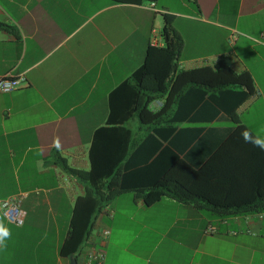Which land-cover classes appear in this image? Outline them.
Instances as JSON below:
<instances>
[{
  "label": "crops",
  "instance_id": "1",
  "mask_svg": "<svg viewBox=\"0 0 264 264\" xmlns=\"http://www.w3.org/2000/svg\"><path fill=\"white\" fill-rule=\"evenodd\" d=\"M164 13L182 38L177 70H197L162 125L127 121L140 141L122 161L124 189L96 214L73 259L95 264L86 260L94 252L100 264H264V211L217 216L168 196L145 204L127 189L150 183L157 171L142 168L160 148L196 168L237 123L264 138V0H0V76L22 78L0 92V198L22 194L25 211L20 226L0 213L11 233L0 264H69L59 246L87 185L72 169L88 170L109 94L142 63L151 36L162 44ZM218 60L246 71L251 92L221 83ZM223 153L242 167L230 170L235 186L264 163L241 134Z\"/></svg>",
  "mask_w": 264,
  "mask_h": 264
},
{
  "label": "trees",
  "instance_id": "2",
  "mask_svg": "<svg viewBox=\"0 0 264 264\" xmlns=\"http://www.w3.org/2000/svg\"><path fill=\"white\" fill-rule=\"evenodd\" d=\"M171 21L169 14H162V44H148L139 67L109 94L108 121L93 133L87 155L88 170L72 169L87 185L84 192L75 198L69 231L59 246L60 256L75 257L96 214L124 189L120 186L122 161L140 141L133 139V131L127 126V121L135 115L140 126L145 125L146 130L162 125L169 113L170 103L176 100L185 84L193 80L197 69L177 70L182 38ZM213 67L221 83L243 85L247 93L251 92V78L246 71L233 72L222 60L216 61ZM155 100L161 103L152 109L149 105ZM244 130L250 131L245 125L237 123L196 168L175 153H166L168 149L164 151L160 148L147 167L142 168L157 171L150 183L127 189L145 204L168 196L217 216L264 211V163L256 178L235 186L237 182H232L235 174H230V170L237 171L242 167L235 163L236 160L233 161L234 166H230L221 156L230 138ZM258 150L264 154V151Z\"/></svg>",
  "mask_w": 264,
  "mask_h": 264
},
{
  "label": "built area",
  "instance_id": "3",
  "mask_svg": "<svg viewBox=\"0 0 264 264\" xmlns=\"http://www.w3.org/2000/svg\"><path fill=\"white\" fill-rule=\"evenodd\" d=\"M152 5V2L149 4ZM150 45H157V38L151 36L149 38ZM22 81L21 77H13L10 74L0 76V92H8L19 86ZM22 194H15L5 198H0V213L3 218L10 224L20 226L24 222L25 211L21 207ZM260 216H262L260 214ZM103 256L100 253L87 252V262L93 261L95 264H100Z\"/></svg>",
  "mask_w": 264,
  "mask_h": 264
},
{
  "label": "clouds",
  "instance_id": "4",
  "mask_svg": "<svg viewBox=\"0 0 264 264\" xmlns=\"http://www.w3.org/2000/svg\"><path fill=\"white\" fill-rule=\"evenodd\" d=\"M241 136L246 143H250L254 147H258L259 149H261V151H264V138H261L259 135L253 136V134L248 130H244L241 133ZM10 238V231L0 226V250H4L7 248L6 241Z\"/></svg>",
  "mask_w": 264,
  "mask_h": 264
},
{
  "label": "water",
  "instance_id": "5",
  "mask_svg": "<svg viewBox=\"0 0 264 264\" xmlns=\"http://www.w3.org/2000/svg\"><path fill=\"white\" fill-rule=\"evenodd\" d=\"M69 264H75V260L72 256H69Z\"/></svg>",
  "mask_w": 264,
  "mask_h": 264
},
{
  "label": "rangeland",
  "instance_id": "6",
  "mask_svg": "<svg viewBox=\"0 0 264 264\" xmlns=\"http://www.w3.org/2000/svg\"><path fill=\"white\" fill-rule=\"evenodd\" d=\"M152 105L154 106V103H153V102L151 103V106H152ZM31 241H33V239H30V242H31ZM44 244L48 245V244H47V241H45V243H44ZM27 247H28V244H27ZM30 247H31V245H30ZM30 255H31V256H33V254H32V253H30Z\"/></svg>",
  "mask_w": 264,
  "mask_h": 264
}]
</instances>
